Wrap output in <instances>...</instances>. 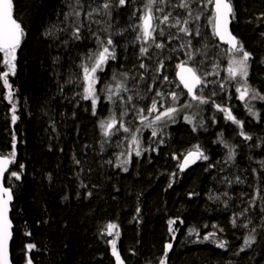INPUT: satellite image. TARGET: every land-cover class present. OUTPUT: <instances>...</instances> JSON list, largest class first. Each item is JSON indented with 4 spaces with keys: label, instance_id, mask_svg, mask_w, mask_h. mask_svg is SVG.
<instances>
[{
    "label": "trees",
    "instance_id": "obj_1",
    "mask_svg": "<svg viewBox=\"0 0 264 264\" xmlns=\"http://www.w3.org/2000/svg\"><path fill=\"white\" fill-rule=\"evenodd\" d=\"M178 2L173 0V3ZM82 3L87 12L88 5L96 7L102 0H82ZM145 3L146 0H128L121 7L114 0L111 17L93 14L92 21L85 19L82 12V39L73 40L70 27L66 32L59 29L70 23L64 20V14L70 11L69 5H74L75 0H13L14 17L22 22L26 32L24 42L17 49L16 74L9 76L15 88L16 103L12 101L18 117L15 123L12 122V103L6 99L0 81V156L10 155L14 143L16 152L15 163L6 178V186L13 192V264H26L29 255L33 264H116L109 243L113 239H116L124 264H159L168 242L173 244L168 264H264V213L260 212L264 204L261 199L264 197V168L260 164L264 161V101H252L254 111L259 113L257 120L238 99L236 82L225 79L230 54L212 34L211 4L205 7L203 0L193 4L194 9L202 12L199 21L192 25L193 28L199 26L201 35L198 37L185 36L177 28L161 25L165 27L162 37L165 48L152 56L153 66L147 64V70L141 68L138 73H129L125 83L130 91L121 95H131L136 109L145 110L151 104H142L144 98L161 100L154 96L158 90L165 94L178 93L177 106L191 102L176 78V67L188 61L199 69L201 76L218 73L206 76L207 81L216 83L202 85L203 94L209 96L215 90L217 95L212 99L232 109L244 122V131L252 140L246 141L239 136L237 126L226 121L224 113L212 103L197 107L192 102V108L177 113L175 122L154 125L158 131L156 137H152V129L141 123L133 108L122 120L126 124V119L132 115L131 124L127 122L126 126L140 129L137 135L144 152L141 150L142 155L138 157L134 153L131 155L129 133L121 129L108 139L101 133L102 121H108L113 113L120 119L124 111V106L119 102L110 103L107 93L100 91L107 80L104 71L98 73L101 82L96 88L99 102L95 115L90 100H82L79 104L78 112L85 111L87 116H84L59 97L70 95L68 93L77 88L83 92L80 65L88 53L84 56L79 49L87 45V52H92L97 48L93 33L102 39L113 35L117 60L109 69L136 45V41L140 47L136 40L138 30L133 28L140 23L138 17ZM232 3L235 10L232 32L252 53L248 84L264 94V0H232ZM165 11H173L174 16L185 15L184 10L178 8L166 7ZM48 31L53 35H45ZM170 35L178 38L169 39ZM190 39L191 48L187 47ZM189 52L193 53L194 60L188 59ZM143 57L149 59L150 56ZM160 60L164 68L156 73ZM169 67L172 77L163 81ZM3 69L0 66V72ZM122 77L120 80H124ZM69 80L72 83H68ZM23 82L26 83L25 100L21 101V91L18 99L16 93ZM115 83L113 81V85ZM220 84L224 85L223 89ZM132 104L126 107L132 108ZM172 104L171 97L166 96L164 107ZM194 113L198 115L193 117V124L203 121V127L197 126L195 131L193 124L184 119L185 115ZM144 115L151 120L155 114L148 115L145 111ZM220 134L224 141L235 146L234 161L225 163L227 149L218 142ZM195 145H200L209 159L181 173V158ZM127 149V159L131 156V162L126 165L129 169L125 172L116 165ZM20 165H24L22 170ZM11 171H22V178H11ZM237 176L243 183H235ZM225 177L233 181L231 186ZM225 192L231 199L223 195ZM252 199L255 204L250 207ZM225 200H228L227 207ZM245 207H249L248 214L239 217L234 227L233 214ZM169 219L177 220L173 225L178 229L174 240L169 233ZM249 219L251 223L243 227ZM109 223L118 225V238L106 234ZM253 227L256 228L255 243L239 252ZM190 228L196 229L199 235L195 232L189 235ZM212 232L216 233L215 237L203 240L204 235ZM214 241H226L227 247L221 249ZM29 243L36 246L31 253L26 248ZM236 252L239 255H234Z\"/></svg>",
    "mask_w": 264,
    "mask_h": 264
},
{
    "label": "snow or ice",
    "instance_id": "obj_2",
    "mask_svg": "<svg viewBox=\"0 0 264 264\" xmlns=\"http://www.w3.org/2000/svg\"><path fill=\"white\" fill-rule=\"evenodd\" d=\"M128 0H115V3L118 6H125ZM199 0H179L178 3H173V0H146V3L143 6L142 14L138 17L140 23L134 26L133 30H138V35L136 36V40L142 41L143 45L139 49L140 55L147 56L149 53V47L154 44L156 49H164L165 44L163 42L158 41L157 37L165 36V27L167 28H177L179 33H183L185 36L189 37H198L201 35L199 26L195 28L192 27L197 21H199L202 12L193 8L194 3H198ZM205 3V7L208 4L213 6V15L210 20L213 26V36L218 37L219 40L223 43L229 45L228 52L229 63L227 66V77L225 78L227 81L236 82L235 92L238 93V99L244 102L245 107L247 108L250 115L259 120V113L254 111V105L252 101L260 100L264 101V94L259 93L258 91L251 89L248 84V76H249V67L250 60L252 59V53L247 51L242 42L238 40V38L233 35V33L229 29V24L231 20L235 19V10L232 0H203ZM114 6V0H102V3L97 5L96 7H92L88 5L89 9L87 12H84L85 5L82 3V0H75L74 5H69L70 11L65 14L64 20L66 22L69 21L71 17V21L65 28L59 29L60 32L68 31L69 27L72 29L71 38L73 40L82 39L81 36V28L84 26L80 20L81 13L84 12L85 19L92 21L93 14L100 15L103 13L104 15L111 17L112 8ZM166 7H170L172 9H182L185 12V15L181 16L177 14L173 15V11H165ZM139 11V10H138ZM135 15V13H134ZM98 23V21H96ZM161 25L165 27H161ZM110 27V25H109ZM107 31V30H105ZM121 34L122 33H118ZM26 35L25 29L22 25V22L18 21L13 17V0H0V66H3L6 70L0 72V81H2L3 87L7 89L6 99L10 103H12V122L15 123L18 117L16 116V104L13 103V89L12 85L9 81L10 75L16 74V60H17V49L20 48L21 42ZM47 36L53 35L51 31L45 33ZM96 36L97 48L95 51L89 52V54L85 57V61L80 65L82 69V81H83V92L78 93L83 100H90L92 113L96 114V107L99 102V95L96 89V84L100 82V77L98 76L99 72L104 71L105 66L108 64L109 60H116V42L113 39V35H108L106 38H101L98 34L93 33ZM177 36L170 35L169 39H176ZM181 47H185V45H181ZM187 47H192V40L190 39L187 42ZM198 51V50H197ZM189 60H194V55L192 52L187 53ZM199 63H202L199 62ZM140 68L147 70V65L144 63H140ZM180 71L178 73L180 83L187 89V95L191 98V102H185L182 105L177 106V102L179 99L178 93L175 91L170 93H163L161 91L156 92L157 97H161L160 101H157L155 97L152 99L151 106L145 110L143 108L136 109L135 104H132L133 97L131 95L124 97L121 93H125L130 91L125 81L128 79V73L123 72L120 75L124 77V80H119L115 83V85L108 84L106 85V99L112 103L117 104L119 102L120 105L124 106V111L120 113V119L117 118L115 113L108 119L107 122L102 121L100 124V128L102 129V134L104 137H110L114 134V132H118L121 129L125 133L130 134L131 144L136 146L135 155L141 156L142 152L140 151V139L137 133L140 132V129H131L125 126L122 117L127 114L128 108L126 105L132 104V107L136 109L137 114L139 115L140 121L144 124L145 127L151 128L152 137H156L158 135L157 129L154 127L156 124L167 122H175V117L177 113L183 111L184 109H190L194 105L192 102H195V105L199 107L200 105L212 103L213 106L220 112L224 113V118L226 121L235 124L239 129L238 135L243 137L244 140L250 141L252 140V136L244 131V122L239 120L232 112V109L229 107H224L221 104L215 102L212 97L216 96L217 93L215 90H212L209 96H205L203 94V88L200 86L203 85L207 87L209 83H216L215 81H207L206 76L208 75H218V73H204V76L199 74V69L196 66H188V61H184L178 65ZM218 67V65H216ZM164 68V62L162 60L157 62L156 73H160ZM112 79L116 81V76L113 75ZM141 79H143V74H141ZM168 77L163 76V81H167ZM68 83H72L71 80ZM219 87L221 89L224 88L223 84H220ZM199 89V93L198 90ZM151 91V88H149ZM166 96L171 97V101L173 102L172 106L164 107V103L166 102ZM159 104V107H158ZM163 109V110H161ZM145 111H147L148 115H154V118L148 120V116L144 115ZM198 115V113H194L192 116L185 115L184 119L193 124V117ZM117 124H119V128H117ZM197 126L203 127V121H199V124H193V131L196 130ZM218 141L223 144L224 148L227 149L225 163L234 161L235 159V146L227 143L222 139ZM163 143V140L160 141ZM103 147V145H102ZM155 151L156 149H151ZM148 151V149H145ZM124 155V153H121ZM15 143L13 144V150L8 156H0V264H11L9 259V241L12 238V223L9 219V206L13 200V192L11 187L5 186V173L9 172V166L15 163ZM130 156V153H129ZM176 159H180V157H174ZM208 160L209 157L205 155L204 151L201 150L200 145L193 146L192 150H189L182 159V162L179 164L180 171H183L190 164H194L197 160ZM77 164L80 163L79 160L75 161ZM111 163V161H108ZM130 163V159L121 160L117 167H121L123 171L127 172L128 168L127 164ZM261 167L264 168V161L260 162ZM214 165H210L212 167ZM22 170L24 165L19 166ZM256 170L253 169V172ZM175 176V173H173ZM10 177L15 178V180H20L22 178V171H11ZM225 181L231 186L233 183L232 180H229L227 177L224 178ZM235 183H243L239 176L235 178ZM171 187V184H169ZM91 195V193H88ZM225 197L231 199L227 192L223 193ZM213 198V197H210ZM215 199H219V197H215ZM264 200V197H261ZM250 207L255 204V199H252L250 202ZM225 207L228 206V200L224 201ZM139 212V209H137ZM249 212V207H245L239 213H234L231 219L232 225L237 226V219L241 216H246ZM260 212L264 213V204L260 206ZM264 220V217H262ZM177 223L176 219H169V233L172 234V240L175 239V232L178 229H174L173 225ZM183 223V221H180ZM251 223V220H248V223H244L242 226L247 228L248 224ZM264 226V225H262ZM215 227V226H214ZM223 231V229H220ZM196 233L199 235L196 229L190 228L189 235L192 233ZM256 228L253 227L249 235L244 239L243 246L239 249V252L245 251V249L250 248L253 243L256 241ZM103 234V233H102ZM106 234L109 236L119 237L118 225L115 223H109L106 226ZM26 235H31V233H26ZM216 236L215 232L208 233L203 236V240L208 241ZM216 246L225 249L227 247L226 241H214ZM112 246V255L116 258V264H124L119 252L116 247V239L109 241ZM36 246L32 243H29L26 248L27 252L31 253V251ZM173 244L172 242H168L164 245L163 256L159 260V264H168V253L172 251ZM239 252L234 253V255H239ZM26 264H33V260L29 255L26 261Z\"/></svg>",
    "mask_w": 264,
    "mask_h": 264
},
{
    "label": "bare ground",
    "instance_id": "obj_3",
    "mask_svg": "<svg viewBox=\"0 0 264 264\" xmlns=\"http://www.w3.org/2000/svg\"><path fill=\"white\" fill-rule=\"evenodd\" d=\"M130 1H133V0H130ZM212 9H213V6H212ZM66 12L68 13L69 11L67 10V11H65V14H66ZM65 14H64V16H65ZM13 15H14V12H13ZM15 18V17H14ZM71 17L69 18V21H71ZM232 25H233V23H232ZM157 39H158V41H160V42H163V38L162 37H157ZM24 42V38H23V40H22V42H21V45H22V43ZM139 44H140V47L141 46H146V45H143V42L142 41H139ZM20 45V46H21ZM220 46H221V48H225L226 50H228V47L226 46V45H223V44H220ZM140 47L138 48V43H137V41H136V45L134 46V47H131L128 51H127V54L125 53V55L123 56V58H121L120 60H118V62L117 63H115V64H113L111 67H110V69H109V65L111 64V63H114V62H116V60H109V62H108V64L105 66V68H104V76H105V78H107V80L104 82V83H102V85L100 86V91L101 92H106V85H108V84H112L113 85V79H112V77H113V75H115L116 76V81H114V82H117L118 80H120V78H121V76L122 75H120L121 73H123V72H127L128 73V75H129V73H138V71H141V68L139 67V65H140V63H144V64H148V66H153L154 65V58L152 57V56H156L157 55V53L159 52V51H162L161 49H156L155 48V46H154V44L153 45H151L150 47H149V53H148V55L147 56H150L149 57V59L150 60H152V61H149V59H147V57L145 58V57H142L141 55H140V52H139V49H140ZM89 49H88V46L86 45V46H84V47H82V48H80L79 49V51H80V53L81 54H83L84 56H85V54L86 53H88L89 54V52H87ZM96 49H94V51H95ZM188 66H191L190 64H188ZM180 68L177 66L176 67V78H177V71L179 70ZM3 71H5V69H3L2 70V72ZM165 75L168 77V79H170L171 77H172V74H171V72H170V67L168 68V70L167 71H165ZM122 79H123V77H122ZM111 80H112V82H111ZM177 81H178V79H177ZM2 82V81H1ZM100 82H101V79H100ZM100 82H99V84H100ZM179 82V81H178ZM180 83V82H179ZM2 84V83H1ZM26 83L25 82H23L22 83V86L20 87V85H19V87H18V89H17V93H16V96H17V99H18V92H20L21 91V94L19 95V98H20V100L21 101H24L25 100V95H24V89H25V87H24V85H25ZM181 84V83H180ZM181 86H182V84H181ZM1 87V86H0ZM2 87H3V84H2ZM4 88V87H3ZM22 88V89H21ZM96 88H97V84H96ZM165 88L166 89H168L169 90V85H166L165 86ZM12 89H13V92L15 93V88H14V85L12 84ZM182 89H183V86H182ZM4 90H5V96H7V93H6V89L4 88ZM183 91H184V89H183ZM78 93H80L79 92V88H77V89H75L74 91H72V92H69L68 94H70V95H66L65 94V96H62L63 98H61V96H59L60 97V99L62 100V101H68V105L70 106V107H74L75 108V111L77 112V113H81L82 115H84V116H87V113L85 112V111H81V112H78V111H80V108H79V104L81 103V101L83 100L82 98H81V96L80 95H78ZM184 93H186L185 91H184ZM63 94V93H62ZM187 94V93H186ZM1 95L4 97V92H3V90H2V88H1ZM154 96H155V94H154ZM187 97L191 100V98L187 95ZM152 99H153V97H146V98H144V100L142 101V104H144V105H149V104H151L152 103ZM13 101L16 103V98L14 97L13 98ZM133 109V107L132 108H129L128 107V112L130 111V113H131V110ZM88 111L89 112H91L89 109H88ZM133 119V117H132V115H130L127 119H126V124H125V126L126 125H128L127 124V122L129 123V124H131V120ZM107 122V121H106ZM101 124V123H100ZM101 133H102V129H101ZM103 135V134H102ZM104 137V136H103ZM104 138H106V137H104ZM109 137H107L106 139H108ZM135 148H136V146H134ZM140 151L142 150V152H144V147L140 144ZM135 154V152H132L131 153V155L132 154ZM127 155H128V149H127V151H126V153L119 159V161H118V164L120 163V161L121 160H125V159H127ZM182 159H183V157L181 158V162H182ZM202 160V159H201ZM201 160H200V162H201ZM130 162H131V156H130ZM180 162V163H181ZM199 162V163H200ZM198 163V164H199ZM197 164V165H198ZM12 165V164H11ZM11 165H10V168H11ZM196 165V166H197ZM195 166V167H196ZM194 167V168H195ZM121 168V167H120ZM10 170V169H9ZM192 170V169H191ZM190 171V170H189ZM187 172V171H186ZM186 172H181V173H186ZM7 174H8V172H7ZM7 174H6V178H7ZM5 185H6V179H5ZM7 187V186H6ZM12 204H13V200H12ZM11 217H12V208H11ZM13 221V220H12ZM14 224V223H13ZM12 262H13V259H12Z\"/></svg>",
    "mask_w": 264,
    "mask_h": 264
},
{
    "label": "water",
    "instance_id": "obj_4",
    "mask_svg": "<svg viewBox=\"0 0 264 264\" xmlns=\"http://www.w3.org/2000/svg\"><path fill=\"white\" fill-rule=\"evenodd\" d=\"M13 17H14V15H13ZM232 23H233V20H231V23L229 24V29H230L231 32H232ZM232 33H233V32H232ZM233 35H234V34H233ZM216 38H217V40H218V42H219L220 44L226 45V46L229 48V45H227L226 43L221 42V41L219 40L218 37H216ZM179 71H180V69L177 71V79H178V81L180 82V79H179V76H178ZM182 86H183V85H182ZM200 87L202 88V85H201ZM183 89H184V91L187 93V89H185L184 86H183ZM197 91H199V89H198ZM199 162H200V160H197L196 163H194V164H190L187 168H185V169H184L183 171H181V172H186V171H189V170L193 169V168H194ZM9 169H10V166H9ZM6 174H7V173H5V179H6ZM5 179H4V182H5ZM5 186H6V185H5ZM9 208H10V210H9L8 215H9V219L11 220V223H12V228H11L12 238H11V240L9 241V259H10V261H11V264H13V262H12V244H13V239H14V224H13L12 217H11L12 202H11Z\"/></svg>",
    "mask_w": 264,
    "mask_h": 264
},
{
    "label": "rangeland",
    "instance_id": "obj_5",
    "mask_svg": "<svg viewBox=\"0 0 264 264\" xmlns=\"http://www.w3.org/2000/svg\"><path fill=\"white\" fill-rule=\"evenodd\" d=\"M129 148H130V151H131V152H135V149H136V148H135V147H132V144H131V143H130V145H129ZM128 169H129V167H128Z\"/></svg>",
    "mask_w": 264,
    "mask_h": 264
}]
</instances>
